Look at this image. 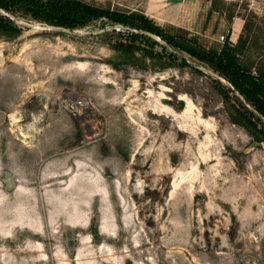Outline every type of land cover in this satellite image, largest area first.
I'll return each mask as SVG.
<instances>
[{"label":"rangeland","instance_id":"1","mask_svg":"<svg viewBox=\"0 0 264 264\" xmlns=\"http://www.w3.org/2000/svg\"><path fill=\"white\" fill-rule=\"evenodd\" d=\"M82 1L264 65V0ZM17 20L0 32V264H264V142L208 64L106 17Z\"/></svg>","mask_w":264,"mask_h":264},{"label":"trees","instance_id":"2","mask_svg":"<svg viewBox=\"0 0 264 264\" xmlns=\"http://www.w3.org/2000/svg\"><path fill=\"white\" fill-rule=\"evenodd\" d=\"M20 15L64 29L84 27L106 17L122 25L135 39L152 42L155 37L161 38L176 55L181 56L184 51L213 69L224 100L232 102L231 92L238 100L240 108L234 105L236 112L231 116L232 122L246 127L256 141L264 142V65H254L242 58L245 44H241V40L237 44L226 42L208 46L183 30L171 31L159 26L145 12L108 11L82 0H0V32L5 34L10 29L13 36H18L22 20L17 17ZM223 81L227 89L222 88Z\"/></svg>","mask_w":264,"mask_h":264},{"label":"built area","instance_id":"3","mask_svg":"<svg viewBox=\"0 0 264 264\" xmlns=\"http://www.w3.org/2000/svg\"><path fill=\"white\" fill-rule=\"evenodd\" d=\"M219 40H220V41H224V40H225V37L222 35V36L220 37ZM73 106H74V108H75L76 110H78V109H77V108H78L77 103H73Z\"/></svg>","mask_w":264,"mask_h":264}]
</instances>
